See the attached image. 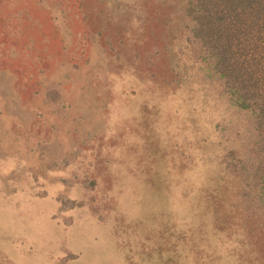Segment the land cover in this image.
<instances>
[{
  "label": "rangeland",
  "instance_id": "rangeland-1",
  "mask_svg": "<svg viewBox=\"0 0 264 264\" xmlns=\"http://www.w3.org/2000/svg\"><path fill=\"white\" fill-rule=\"evenodd\" d=\"M186 0H0V264H264L255 114Z\"/></svg>",
  "mask_w": 264,
  "mask_h": 264
},
{
  "label": "trees",
  "instance_id": "trees-1",
  "mask_svg": "<svg viewBox=\"0 0 264 264\" xmlns=\"http://www.w3.org/2000/svg\"><path fill=\"white\" fill-rule=\"evenodd\" d=\"M191 32L240 108L255 114L259 157L254 171L264 196V0H186Z\"/></svg>",
  "mask_w": 264,
  "mask_h": 264
}]
</instances>
